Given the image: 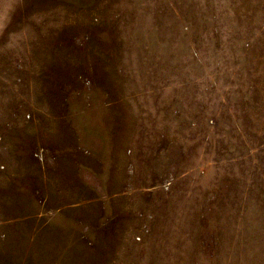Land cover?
<instances>
[{"label": "rangeland", "instance_id": "374dc122", "mask_svg": "<svg viewBox=\"0 0 264 264\" xmlns=\"http://www.w3.org/2000/svg\"><path fill=\"white\" fill-rule=\"evenodd\" d=\"M0 264H264V0H0Z\"/></svg>", "mask_w": 264, "mask_h": 264}]
</instances>
